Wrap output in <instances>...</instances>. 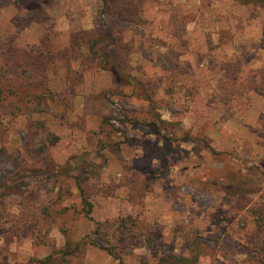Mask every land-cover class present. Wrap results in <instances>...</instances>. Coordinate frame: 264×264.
<instances>
[{"label": "rangeland", "instance_id": "374dc122", "mask_svg": "<svg viewBox=\"0 0 264 264\" xmlns=\"http://www.w3.org/2000/svg\"><path fill=\"white\" fill-rule=\"evenodd\" d=\"M113 1L0 0V264H264V7Z\"/></svg>", "mask_w": 264, "mask_h": 264}, {"label": "trees", "instance_id": "16d2710c", "mask_svg": "<svg viewBox=\"0 0 264 264\" xmlns=\"http://www.w3.org/2000/svg\"><path fill=\"white\" fill-rule=\"evenodd\" d=\"M239 3L241 4H247V3H251L252 5H256V6H260V7H264V0H238ZM131 4V3H130ZM129 2L124 3V5H121V9L119 10L120 12H124L125 15H133L136 14V12L138 11V9L136 8V6H130ZM33 3H28V4H24L23 8L27 9V10H31L33 9ZM117 9H118V5L116 1L113 0H101V6L99 7V12L103 13L105 15H107L110 19L112 18H117L119 17V14H117ZM127 18H123V20H126ZM107 30L104 32L103 35L100 34H95L91 37H88L86 39V42L89 46V53L90 55H93L94 58L96 57H100L103 59V63L100 65L103 68L108 69L111 72V76L113 77L114 81L116 83H127L128 81H132L133 78L130 77H123L120 74V69L118 68V65L115 64L114 62H111L110 60L112 59V57L108 54H106L105 52H101L99 50V48H95L96 46L101 45L102 43H111L113 38H112V31H113V26H109V24L106 25ZM15 53L12 51H9L8 54L6 55L10 60L14 58ZM35 62L32 63L31 65L33 66L31 68V71L33 72V74H36V56L33 59ZM12 61V60H11ZM26 64L24 66H20L22 67L23 73L27 74V70L29 69V65L27 64L28 62L25 61ZM5 63H8V61H5ZM32 74V73H31ZM27 78H29V76H27ZM35 79H30V86L33 88V90L36 91V80L34 82ZM28 81V82H29ZM27 80H25V83L28 84ZM34 82L32 85L31 83ZM138 82V81H135ZM36 97V96H35ZM9 192H12L13 189L8 188ZM90 207V204H88ZM90 243L93 245H97L102 247L101 245L98 244V242H93L92 240H90ZM108 253L110 255H112L113 257L120 259V256H117L114 252H112L111 250H107ZM49 259L46 258V260ZM140 264H198L197 263V254H192V255H175V256H171V257H167V256H159L155 261L153 262H148L146 260H142L140 261Z\"/></svg>", "mask_w": 264, "mask_h": 264}]
</instances>
